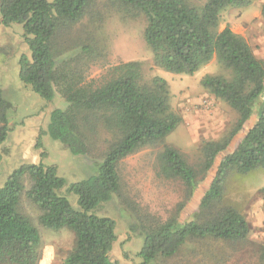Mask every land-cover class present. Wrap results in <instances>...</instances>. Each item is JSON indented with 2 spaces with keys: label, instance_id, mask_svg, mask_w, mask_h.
I'll use <instances>...</instances> for the list:
<instances>
[{
  "label": "trees",
  "instance_id": "trees-1",
  "mask_svg": "<svg viewBox=\"0 0 264 264\" xmlns=\"http://www.w3.org/2000/svg\"><path fill=\"white\" fill-rule=\"evenodd\" d=\"M110 1L146 17V43L155 63L165 71L193 76L217 59L227 75H207L201 85L236 111L237 122L223 139L203 145L202 164L195 168L174 146L164 144L182 123L172 108L167 80L159 76L146 80L139 61L116 66L110 78L98 86L83 75L79 66L98 51L96 38L88 35L82 41L69 36L92 15L96 0H0L1 25L21 26L30 52L19 60L20 81L47 103H53L56 91L67 103L66 109H53L43 134L73 156L92 154L100 126L112 135L101 162L94 166L97 172L80 182L70 184L59 175L57 165L43 161L24 164L10 174L0 187V264H39V228L75 233L74 249L64 264H120L111 258L118 240L117 223L98 213L115 198L130 215V234L143 239L140 264H168L183 250L193 249L194 243L235 245L249 238L247 220L224 203V196L232 173L264 171V60L258 59L248 42L229 26L220 30V23L228 8L245 9L257 0H207L203 6L189 0ZM261 13L264 18V6ZM256 109L252 127L217 164ZM10 114L11 105L0 87V148L10 132ZM160 145L159 175L180 182L185 192L177 214L166 221L142 213L125 196L119 174L126 158ZM36 148H43L41 136ZM41 156L46 158L47 153ZM215 165V175L198 211L189 221L181 222L179 215ZM69 195L77 197V208ZM262 198L264 210V188ZM25 203L34 211L33 216L23 211ZM259 264H264V245Z\"/></svg>",
  "mask_w": 264,
  "mask_h": 264
},
{
  "label": "rangeland",
  "instance_id": "rangeland-1",
  "mask_svg": "<svg viewBox=\"0 0 264 264\" xmlns=\"http://www.w3.org/2000/svg\"><path fill=\"white\" fill-rule=\"evenodd\" d=\"M189 1L193 5L203 6L207 0ZM263 6L264 0H257L245 9L228 8L222 13L220 23V30L229 26L235 34L243 37L260 60H264ZM146 28L147 19L144 15L114 6L110 0H96L92 15L75 26L69 37L82 41L88 35L96 38L98 51L94 57L84 58L79 66L87 81L96 86L110 78L113 68L133 61L143 63L146 80L156 76L167 80L172 108L182 117V123L165 139L164 144L174 146L184 154L189 164L199 168L203 160V145L223 139L231 132L238 119L235 110L224 101L216 99L201 85L205 76L227 75V72L217 59H213L193 76L165 71L155 63L154 54L146 43ZM22 55H30L22 27H4L0 17V87L11 105L10 132L0 148V187L15 169L41 161L47 165H57L59 175L70 184L87 179L97 172L94 166L101 162L112 135L100 126L92 154L73 156L63 145L43 134L47 131L53 109H66L67 103L58 91L53 103H47L20 81L19 60ZM256 119L257 109L247 126L232 141L228 151L219 156L217 164L223 156L237 147ZM39 136L43 143L40 150L36 148ZM162 148L163 145L145 148L129 156L120 164L119 174L125 196L142 213H150L166 221L177 214L180 203L185 201V192L180 182L167 180L159 175L157 157ZM43 152L47 153L46 158H42ZM216 168L217 165L201 181L193 198L179 215L181 222L189 221L198 211L201 198L209 188ZM263 188V170L247 175L232 173L226 183L224 203L238 210L250 227L249 238L245 243H194L193 249L183 250L169 260L168 264H259L260 250L264 245ZM69 199L77 208V197L69 195ZM29 206L25 203L23 211L33 216L34 211ZM98 213L117 223L118 240L111 252L112 260L120 264H140L138 253L143 246V239L130 234V215L117 198L104 204ZM39 230L42 240L39 264H64L74 249L75 233L67 229L59 232L43 228Z\"/></svg>",
  "mask_w": 264,
  "mask_h": 264
},
{
  "label": "crops",
  "instance_id": "crops-1",
  "mask_svg": "<svg viewBox=\"0 0 264 264\" xmlns=\"http://www.w3.org/2000/svg\"><path fill=\"white\" fill-rule=\"evenodd\" d=\"M114 246H115V244H114ZM114 248V247H113Z\"/></svg>",
  "mask_w": 264,
  "mask_h": 264
}]
</instances>
